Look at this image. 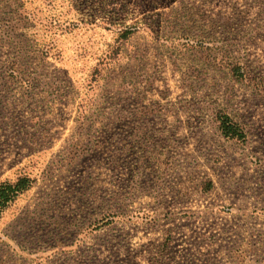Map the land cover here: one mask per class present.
Segmentation results:
<instances>
[{
	"label": "rangeland",
	"instance_id": "rangeland-1",
	"mask_svg": "<svg viewBox=\"0 0 264 264\" xmlns=\"http://www.w3.org/2000/svg\"><path fill=\"white\" fill-rule=\"evenodd\" d=\"M19 178L0 264H264V0H0Z\"/></svg>",
	"mask_w": 264,
	"mask_h": 264
},
{
	"label": "trees",
	"instance_id": "trees-1",
	"mask_svg": "<svg viewBox=\"0 0 264 264\" xmlns=\"http://www.w3.org/2000/svg\"><path fill=\"white\" fill-rule=\"evenodd\" d=\"M228 119H221L218 129L227 139L239 138L236 126L228 124ZM31 181L28 178H19L14 183L0 184V216L3 210L11 204L22 192L29 189Z\"/></svg>",
	"mask_w": 264,
	"mask_h": 264
}]
</instances>
